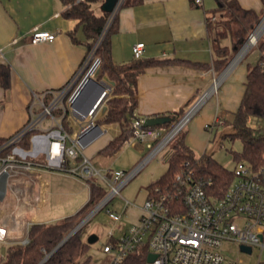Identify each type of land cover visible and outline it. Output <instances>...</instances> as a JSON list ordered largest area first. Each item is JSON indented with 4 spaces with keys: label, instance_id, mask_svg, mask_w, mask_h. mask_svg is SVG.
I'll return each instance as SVG.
<instances>
[{
    "label": "built area",
    "instance_id": "obj_1",
    "mask_svg": "<svg viewBox=\"0 0 264 264\" xmlns=\"http://www.w3.org/2000/svg\"><path fill=\"white\" fill-rule=\"evenodd\" d=\"M125 1L117 0L101 35L74 76L57 90L34 93L29 121L0 142V204L9 196L27 195L31 174L35 169L46 168L76 176L90 189L92 182L107 186V194L91 210L95 214L121 194L123 187L177 136L196 112L188 111L178 125L173 122L157 127H146V117L134 114L132 134L123 145L137 139L151 151L130 171L109 168L104 172L86 153L87 148L106 133L97 120L104 115L103 106L112 97L114 88L104 78L97 79L102 62L97 49ZM56 36L53 31L37 29L30 35V41L51 42ZM144 51L145 43L137 42L133 46L134 58H142ZM84 86L83 99L93 97L103 88L98 102L88 112L76 105ZM65 116L69 117L70 124L74 123L72 131L63 121ZM210 127L208 124L207 128ZM233 170L232 182L222 196L216 197L209 191L210 178L198 179L192 170L182 169L172 185L156 186L150 191L139 220L122 231L116 245L107 244L103 251L111 255L115 264L144 245L149 250L144 264H242L228 259L221 248L226 240L253 249L256 246L264 248V174L245 161L237 162ZM125 204L127 206L129 201ZM17 207H8L0 213V251L3 246L15 242L24 245L29 242L28 230L32 222L28 219L26 226L18 225L20 212ZM107 212L116 221L123 217V213L110 208ZM150 254L156 255L153 261L148 259Z\"/></svg>",
    "mask_w": 264,
    "mask_h": 264
},
{
    "label": "crops",
    "instance_id": "obj_2",
    "mask_svg": "<svg viewBox=\"0 0 264 264\" xmlns=\"http://www.w3.org/2000/svg\"><path fill=\"white\" fill-rule=\"evenodd\" d=\"M103 1L99 4L102 5ZM239 2L258 12L263 9L261 0ZM216 7V0H202L201 3L194 0H142L119 9L118 29L111 34V56L115 62L132 61L133 46L137 42L145 43L143 59L174 60L168 64L149 66L136 74L138 108L135 114L142 117L176 116L181 111L184 114L185 107L198 93L205 90L204 95L217 79L218 89L226 76L237 68L243 57L232 63L222 77L225 68L218 73L214 67L216 54L208 31V18L214 15ZM68 8L64 0H0V62L11 68L9 88L0 83V140L13 135L29 121V106L34 93L42 94L63 87L83 62L87 54V38L81 29L75 34L76 40L73 38L71 32L78 20L64 15ZM37 29L53 31L57 36L51 42L32 43L30 35ZM221 44L231 46V39H223ZM249 65L242 63L227 78L230 88L215 97L216 110L229 114L238 109ZM214 92L207 97L210 98ZM36 108L39 109L38 106ZM210 119L211 115H206L204 124ZM67 120L66 126L72 131L74 123L70 124L69 117ZM100 125L104 126L106 133L93 142L86 153L94 163L96 159L101 161V165L96 162V166L112 169L108 162L113 157L101 156L99 151L119 134L120 127L118 124ZM111 129L116 132L108 134ZM186 142L193 149L187 137ZM31 175L27 195L9 196L0 204L1 214L8 207L18 206V225L26 226L28 219L30 222H56L85 205L72 187L60 186L53 190L43 171L35 169ZM72 178L79 179L73 175ZM79 182L83 185L80 179ZM53 194L60 198L55 205L52 203ZM45 202L48 209L40 218L39 205ZM122 213L121 221L127 223L128 228L139 220L142 208L128 204Z\"/></svg>",
    "mask_w": 264,
    "mask_h": 264
},
{
    "label": "trees",
    "instance_id": "obj_3",
    "mask_svg": "<svg viewBox=\"0 0 264 264\" xmlns=\"http://www.w3.org/2000/svg\"><path fill=\"white\" fill-rule=\"evenodd\" d=\"M69 8L64 15L78 20L75 34L82 30L87 38V53L91 50L96 39L101 35L110 12L98 14L93 4L103 0H64ZM142 0H126L123 5L139 3ZM263 9L258 12L254 8L244 7L239 0H216L217 7L214 15L208 18V31L214 42V67L220 73L232 58L231 48L236 52L249 37L259 23ZM195 2V0H194ZM221 14V16H218ZM118 29V14L109 26L97 55L102 62L98 79L105 75L114 81L112 97L107 101V110L97 120L99 124H118L120 132L112 138L100 151L101 156L114 157L122 148L125 140L132 134L131 122L138 108V83L136 74L149 66L163 65L174 62L170 59L133 58L130 62L118 63L111 56V34ZM230 38L231 46L222 45L223 39ZM259 56L255 64L248 66L245 91L238 109L233 113L231 122L234 131L223 136L232 142L240 140L242 149L233 151L234 160L248 162L254 169L264 174V34L257 43ZM87 55V54H86ZM85 59V58H84ZM11 82V68L0 62V83L9 88ZM183 111L176 114L179 119ZM68 125L67 116L63 119ZM157 127V126H153ZM71 130V128H69ZM3 139L0 140V142ZM167 169L158 178L150 182L147 190L150 193L156 186L172 185L176 174L182 169H190L198 179H211L210 192L216 197L224 194L234 177L233 168L222 164L213 155L203 153L197 157L194 150L187 144L185 135L180 136L166 158ZM89 201L76 213L66 216L56 222H32L28 230L29 242L22 244L15 242L6 246L5 254L0 255V264H39L78 223L105 197L107 190L98 183L92 182ZM119 238L109 236L103 245H116ZM91 244L83 235V227L73 234L57 251L43 264H88L91 255ZM149 250L146 245L131 253L127 259L119 264H144ZM80 260H82L80 262ZM115 264V263H110Z\"/></svg>",
    "mask_w": 264,
    "mask_h": 264
},
{
    "label": "rangeland",
    "instance_id": "obj_4",
    "mask_svg": "<svg viewBox=\"0 0 264 264\" xmlns=\"http://www.w3.org/2000/svg\"><path fill=\"white\" fill-rule=\"evenodd\" d=\"M101 6L102 5L99 4V2L93 4V7L97 13H102ZM218 16H221V14H218ZM263 17L264 12L262 13L261 19ZM257 43L258 41L246 52V54L241 59V62L236 66L237 68L235 67L236 69L226 76L217 89V92H214L210 98L202 103V105L196 110L192 117L185 123L177 136L163 150L158 152L146 163L140 172L134 176L121 190V194L116 195L107 204L106 208L97 211L90 217L88 221L84 223L82 227L83 235L85 236L86 240L91 233H96L99 236V239L91 244V248L89 250L91 259L88 264H110L112 262L111 255H108L103 251V245L109 240L110 233H113L114 238H119L122 235L124 228L127 227V223H124L121 220L116 221L112 219L111 215L107 212V208L122 213V210L126 206V200H128L129 204L132 206L134 205L142 208L147 198L148 184L158 178L167 169L168 163L166 162L165 155L168 150H171L172 145L180 136L185 135L187 137L197 157L206 152L213 155L217 160L230 169L236 166L233 151H240L242 149V142L240 140L232 142L229 138L223 136L225 133L234 131V127L231 122L224 123L225 119L232 120L233 113L228 112L229 114H227L226 111H222L221 109L216 110L215 97L224 89L230 88L231 83L229 79L227 80V78H229L234 71L238 70V67L242 63H256L259 56ZM239 49L235 52L234 49L231 48L230 55H232V58L237 54ZM204 92L205 90H202L193 100H191V102L187 104L184 114L181 115L178 120L184 117V115L194 106V104L200 99ZM208 114L211 115V119L209 122H207V124H204L206 115ZM261 123L264 124V120H262ZM208 124L211 125L210 128H207ZM115 132L116 131L111 129L109 130L108 134H114ZM150 151L151 149L148 148L145 143L134 139L131 144L123 145L121 150L108 162V165H110L113 170L125 169L130 171L140 162H142V160L150 153ZM96 162L97 165H101L100 160L96 159ZM39 170L43 171V176L45 179L52 183L53 190L60 186L68 188L72 187V190L77 192L78 198L81 200L83 199L84 202L82 205L89 201L91 191L82 180L81 181L83 185L80 184L79 179L72 178V175L70 176L66 172L49 170L46 168ZM103 171L105 172V169H103ZM50 172H53L54 174H51ZM103 186L108 191L109 188H107L105 185ZM53 195L52 203L55 205V203L57 204L59 202L60 198L55 194ZM47 209V202L41 203L39 205L40 218L44 216V214L47 212ZM75 212L76 211L73 213ZM221 249L230 260L237 261L242 264H264V248L261 249L256 246L251 253H248L242 251L238 243L226 240L223 242ZM81 261L82 260H80V262Z\"/></svg>",
    "mask_w": 264,
    "mask_h": 264
},
{
    "label": "water",
    "instance_id": "obj_5",
    "mask_svg": "<svg viewBox=\"0 0 264 264\" xmlns=\"http://www.w3.org/2000/svg\"><path fill=\"white\" fill-rule=\"evenodd\" d=\"M117 0H104L102 3V10L105 12H112V10L114 9L115 5H116ZM264 19V17L259 21V23L256 25L255 29L251 32V34L249 35V37L244 41V43L242 44L241 48L239 49V51L237 52V54L229 61V63L227 64V66L225 67V69L223 70L222 74L220 77H222L225 72L229 69V67L231 66V64L233 63V61L235 60L236 56L238 55V53L241 51L242 47L245 45V43L248 41V39L250 38V36L252 35V33L257 29V27L259 26V24L262 22V20ZM264 34V33H263ZM259 41V40H258ZM106 81H109L112 85H114V81L110 80L108 78V76H104L103 77ZM93 81L97 82L100 84V81H97L96 79H94ZM85 86L82 88L81 92H80V100L76 103V105L84 110L85 112H88L91 108H93L95 106V104L98 102L99 100V96H100V92L102 91V87L101 90H99V92H97L93 97L89 98V99H83L84 93H85ZM211 89V88H210ZM210 89L194 104V106L189 110V113L194 112L198 109L197 105H199L201 103V101L203 100V98L208 94V92L210 91ZM107 110V105L103 106V110L102 113L105 114ZM188 113V114H189ZM193 114V113H192ZM191 114V115H192ZM183 119V118H182ZM182 119L178 120L176 118V116H171V115H155V116H148L145 118V122L144 125L146 127H150V126H162V125H166V124H171L173 122H175L176 120V124L178 125ZM94 211H91L85 218H83L78 225L68 233V235L50 252L48 253L45 258L39 263V264H43L55 251H57L73 234H75L78 230L81 229V227L84 225V223L87 221V219H89L92 215H93ZM99 239V236L96 233H91L88 236L87 242L92 244L94 242H96ZM242 251L251 253L253 251V248L251 246H247V245H241L240 246ZM6 251V247L3 246L1 248V252L2 254H5ZM156 258L155 254H150L148 259L149 261H153Z\"/></svg>",
    "mask_w": 264,
    "mask_h": 264
},
{
    "label": "bare ground",
    "instance_id": "obj_6",
    "mask_svg": "<svg viewBox=\"0 0 264 264\" xmlns=\"http://www.w3.org/2000/svg\"><path fill=\"white\" fill-rule=\"evenodd\" d=\"M264 33V19L262 20V22L259 24V26L257 27V29L252 33V35L250 36V38L248 39V41L245 43V45L242 47L241 51L238 53V55L236 56L235 60L233 61V63L237 62L238 60H240L245 54L246 52L253 46L256 44V42L260 39V37L262 36V34ZM227 72V71H226ZM218 82L219 80H217L211 90L208 92V94L204 97V99L201 101L200 104H202L205 100L206 97L213 91H215L217 89L218 86Z\"/></svg>",
    "mask_w": 264,
    "mask_h": 264
}]
</instances>
